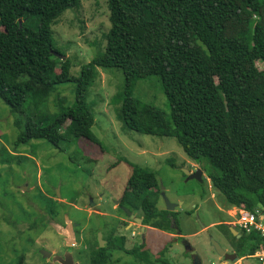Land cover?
<instances>
[{"label": "trees", "instance_id": "obj_1", "mask_svg": "<svg viewBox=\"0 0 264 264\" xmlns=\"http://www.w3.org/2000/svg\"><path fill=\"white\" fill-rule=\"evenodd\" d=\"M79 2L0 0V102L19 130L14 146L44 140L65 151L61 144L77 148L81 139L100 146L87 96L98 69L116 70L124 82L112 103L123 131L173 138L190 162H206L224 209H264V69L257 67H264V0H106L105 47L75 76L70 60L57 56L52 27ZM32 19L36 29L26 26ZM154 76L169 118L132 96L136 81ZM68 83L74 84L73 104L50 113L55 86ZM131 168L119 207L136 213L144 226L170 233L172 223L179 229L175 211L158 206L155 172ZM43 201L52 219L65 207ZM257 247L258 239L244 234L234 248L241 257ZM88 248V264L121 263L114 253L132 258L121 264H165V249L152 257L146 246L127 249L125 239L111 233L103 248L96 235ZM23 262L24 255L15 264Z\"/></svg>", "mask_w": 264, "mask_h": 264}, {"label": "rangeland", "instance_id": "obj_2", "mask_svg": "<svg viewBox=\"0 0 264 264\" xmlns=\"http://www.w3.org/2000/svg\"><path fill=\"white\" fill-rule=\"evenodd\" d=\"M108 17L106 0H80L77 8L65 11L52 27L53 44L60 53L57 56L63 54V58L70 60L73 75L77 76L82 65L103 51L104 35L110 27ZM26 26L36 29L35 19L28 20ZM257 67L264 69L259 63ZM123 79L119 71L98 69V76L89 90L87 102L94 114L92 132L100 146L83 139L78 143L79 148L74 145L66 148L61 144L65 151L57 150L44 140H31L27 144L14 146L19 130L14 126L9 109L0 102V264H15L22 255L23 264H51V260L43 258L39 251L46 250L53 255L65 252L66 237L59 234L56 228L68 234L73 223L77 224V233H74L77 249L73 247L70 252L74 262L88 264V247L90 242L94 244L96 234L102 232V240L105 241L110 233L112 236L122 234L127 226V221L116 226L117 220L113 217H125L116 210L115 202L130 176L131 164L155 172L159 188H163L170 203L177 204L174 211L181 235L174 237L175 230L170 233L165 231L172 235L170 237L163 231L146 229V247L150 256L154 257L166 247L169 264H191L182 243L184 240L197 252L203 264H218V255L213 252L206 233L193 234L202 230V226L230 221L227 214L217 208L225 210L207 180L206 162L196 167L201 166L205 192L213 194V203L217 207L203 204L199 193H196L198 185L183 179L180 166L186 162L185 168H191L192 162L175 139L122 130L114 113V106L117 105L114 101L112 103V99L122 87ZM132 96L154 106L169 118V106L157 77L136 81ZM73 102L74 84L58 85L49 98L48 110L56 113L59 105L71 106ZM84 156L86 160L82 158ZM192 192H195L194 196ZM90 199L94 206H90ZM43 200L56 201L58 206L60 203L65 207L56 209L59 215L52 219L45 214ZM190 203L199 204L200 208L186 216L184 210L189 208ZM158 206H163L161 201ZM98 209L108 217L94 214ZM30 225H33L32 230L29 229ZM136 229L126 233L127 249L141 242V229ZM131 230L138 232V236L132 240L128 238ZM209 233L222 248L231 252L226 234L212 227ZM116 258L122 262L132 261L130 256L123 253H114L113 259ZM244 264L259 262L247 258Z\"/></svg>", "mask_w": 264, "mask_h": 264}, {"label": "flooded vegetation", "instance_id": "obj_3", "mask_svg": "<svg viewBox=\"0 0 264 264\" xmlns=\"http://www.w3.org/2000/svg\"><path fill=\"white\" fill-rule=\"evenodd\" d=\"M191 163V162H190ZM183 165H181L180 166V168L182 169V172H183V179L185 180V182H189V181H192V182H194L195 184H197L198 185V192H196V193H199L198 195L200 196L199 197V199H200V201L203 203V204H206L207 206H216L217 207V205H214V201H213V194H211V193H208V192H205V184H204V176H203V174H202V176H201V180L200 181H197V180H195V179H190L191 178V176H192V174H194V172H195V170L198 168V167H196V168H193L192 166H190L191 168H185V166H184V164H186V162L184 163H182ZM191 165H192V163H191ZM193 165H195V164H193ZM185 171H187V174H185ZM164 191V190H163ZM160 193H161V190H160ZM159 193V195H161ZM192 196H194L195 195V192H192V194H191ZM162 198H161V196H160V200L159 201H161L162 202V204H163V206H161L160 207V209H163V210H165L166 211V207H165V205H164V202H163V199L161 200ZM199 201V200H198ZM117 202H119L118 204H116ZM181 204H182V202H181ZM119 205H120V199H118L116 202H115V208H116V210H118V208H120V210L122 211L121 212V214H125L124 216L125 217H121L120 215H116V216H114L113 217V219L115 220H117V222H116V226H117V223H121L122 221L123 222H126L127 221V226L125 227V230H122V234H115V235H113V236H117V237H119V238H124L125 239V247H126V242H127V235H126V233H127V231H129L130 229H135V228H137L136 230H139V229H141V232H142V235H140L139 234V236L141 237V242L140 243H136V244H134V246H141V245H144V246H146V233H145V231H146V227L147 226H144L143 224H142V219H141V223L140 224H138V223H136V221L134 220V218L135 217H137L138 218V216L136 215V213H132V212H130L131 213V215H132V217L131 216H128L127 214H126V212L124 211V209L125 208H123V207H119ZM177 205V204H176ZM199 208H200V205L199 204H189V208L188 209H186V210H184V213H185V215L186 216H190V215H192V214H194V212H196V211H198L199 210ZM220 211L222 210L224 213H225V211L222 209V208H219V207H217ZM94 214H96V215H99V216H101V217H108V215L107 214H105V212H102V211H100L99 209H98V212H94ZM76 223H73V231H74V233H75V235H76V233H77V224L75 225ZM129 226V227H128ZM142 227H144L143 228V230H142ZM174 229L173 230H175L174 232V237H175V235H178V236H180L181 235V232L179 231V229H177L174 225L172 226ZM210 227H212V228H215V230L216 231H218V232H220L221 234H223V235H227V237L229 238H227V242H228V244H229V247H230V250H231V252L230 251H228L227 249H224V248H222L221 246V248H222V250H223V255L222 256H217L218 258H217V263L218 264H244V260H247V259H244L243 257H239L238 256V254L236 253V251L234 250L235 248V246H239L240 245V243H242V242H244V233L243 232H241L239 229H236V228H234V227H230L229 226V224L227 223V222H225V223H220V222H218V223H215V224H211L210 226H203V227H201L202 228V230H197L196 232H194L193 234H197L198 232H205L206 233V235H207V239H210V238H213L212 237V234L211 233H209V229H210ZM148 228H151V227H148ZM233 231H234V233H233ZM98 233V232H97ZM102 233V232H101ZM138 233V232H137ZM137 233H134V231H130V235L128 236V238L129 239H131L132 240V238L133 237H136V236H138V234ZM97 235V234H96ZM102 235V234H101ZM104 238V237H103ZM108 238V237H107ZM107 238H105V243H104V246H106L107 245ZM96 239H97V236H96ZM98 242V241H97ZM182 243H183V245L184 246H187V245H190L187 241H182ZM99 244V243H98ZM106 244V245H105ZM103 246V247H104ZM191 246V245H190ZM192 247V246H191ZM75 249H77V247L76 246H74V250ZM165 249V252H166V247L164 248ZM213 249V248H212ZM191 250H194L193 248H191ZM191 250H186V252H187V254L189 255V259H190V263L191 264H193V261H194V256H191V254H190V251ZM213 252H215L214 251V249H213ZM216 253V252H215ZM64 254V252L62 253V254H59V256H62ZM217 254V253H216ZM164 258H165V264H166V254L164 253ZM200 261L202 262V260L200 259ZM202 264H203V262H202Z\"/></svg>", "mask_w": 264, "mask_h": 264}, {"label": "water", "instance_id": "obj_4", "mask_svg": "<svg viewBox=\"0 0 264 264\" xmlns=\"http://www.w3.org/2000/svg\"><path fill=\"white\" fill-rule=\"evenodd\" d=\"M63 59H65V58H63ZM185 174H187V171H185ZM201 176H202V170L200 168H197L195 170L194 174H192L190 179H195L197 181H200L201 180ZM160 190H161V193H160L161 195L160 196L163 199L164 205L166 207V211L173 212L177 205L176 204H172V203L169 202V200L165 196V193H164L162 187H161ZM89 201H90V204H91L90 206H94L92 204V200L90 199ZM118 203L119 202H117L116 204H118ZM124 211L126 212V214L128 216L132 217V215H131V213H130V211L128 209H124ZM134 220L138 224L141 223V219L140 218L135 217ZM171 227H172V223H171ZM56 229H57V232L59 234H61V235L66 237L65 238L66 251L64 252V254L62 256H59V255H53L51 252L46 251V250H40L39 252H40L41 256L43 258H45V259L51 260V264H53V263H58V264H78L77 262H74L72 252H70V250H72V248L76 244L75 237H74V232H73L72 228H69L68 234L66 232H61V230H60L61 228L57 227ZM142 230H143V227H142ZM233 233H234V231H233ZM97 241L99 243V247L103 248L105 242L102 240L101 233L97 234ZM210 243H211V246L214 249V251L217 253V255L218 256H222L223 255V250L220 247V245L218 244V242L215 241L213 238H210ZM191 248L192 247L190 245L185 246V250H191ZM190 254H191V256H194L193 264H202L200 259H199V257H198V255H197V252L195 250H191Z\"/></svg>", "mask_w": 264, "mask_h": 264}, {"label": "built area", "instance_id": "obj_5", "mask_svg": "<svg viewBox=\"0 0 264 264\" xmlns=\"http://www.w3.org/2000/svg\"><path fill=\"white\" fill-rule=\"evenodd\" d=\"M196 168L195 165H192ZM209 181V179H207ZM225 213L229 217L230 227L239 229L245 235H254L258 239V247L253 255L244 259H256L259 264H264V209L256 207L253 210L242 209L236 206L226 208Z\"/></svg>", "mask_w": 264, "mask_h": 264}, {"label": "crops", "instance_id": "obj_6", "mask_svg": "<svg viewBox=\"0 0 264 264\" xmlns=\"http://www.w3.org/2000/svg\"><path fill=\"white\" fill-rule=\"evenodd\" d=\"M147 229H149V230H154V231H162V230H158V229H154V228H148V227H146ZM164 232V234L165 235H168V236H170V237H172V235L171 234H166V232L165 231H163ZM191 236H193V234H191Z\"/></svg>", "mask_w": 264, "mask_h": 264}, {"label": "clouds", "instance_id": "obj_7", "mask_svg": "<svg viewBox=\"0 0 264 264\" xmlns=\"http://www.w3.org/2000/svg\"><path fill=\"white\" fill-rule=\"evenodd\" d=\"M193 164H194V163H192V165H193ZM192 165H191V166H192ZM195 167H196V164H195ZM138 218H139V217H138ZM143 228H144V227H143Z\"/></svg>", "mask_w": 264, "mask_h": 264}]
</instances>
